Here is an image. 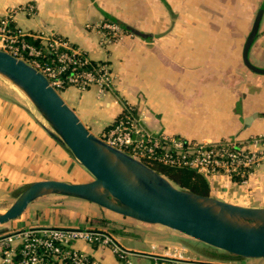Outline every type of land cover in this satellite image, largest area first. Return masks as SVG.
Returning a JSON list of instances; mask_svg holds the SVG:
<instances>
[{
	"label": "crops",
	"instance_id": "1",
	"mask_svg": "<svg viewBox=\"0 0 264 264\" xmlns=\"http://www.w3.org/2000/svg\"><path fill=\"white\" fill-rule=\"evenodd\" d=\"M262 4L264 0H0V17L6 9L18 8L13 26L22 33L41 42L57 35L89 59L106 63L112 83L103 93L95 86L80 90L73 85L59 92L94 135L108 130L127 106L153 135L212 144L264 133V74L250 71L241 58ZM105 16L144 35L117 28L110 40L100 28ZM248 57L264 67V12ZM8 88L0 89V211L31 181H89L91 174L50 135L39 113ZM263 166L244 182L225 175L208 179L209 194L243 206H264ZM51 196L56 194L36 198L18 218L0 224V234L27 226L100 229L102 222L111 229L110 223L118 221L132 226L129 232L137 239L127 231H106L131 252L132 264H264V258L219 256L221 251L178 231L79 198ZM73 246L90 261L125 264L109 245L77 241Z\"/></svg>",
	"mask_w": 264,
	"mask_h": 264
},
{
	"label": "water",
	"instance_id": "2",
	"mask_svg": "<svg viewBox=\"0 0 264 264\" xmlns=\"http://www.w3.org/2000/svg\"><path fill=\"white\" fill-rule=\"evenodd\" d=\"M264 5L256 11L241 58L252 72L248 52L258 35ZM121 26L138 35L137 29ZM0 76L20 89L47 123L50 135L91 174L85 182L31 181L0 211V224L18 218L36 198L57 194L94 203L112 213L178 231L234 259L264 258V206H243L178 187L143 161L117 149L82 123L47 78L25 60L0 49Z\"/></svg>",
	"mask_w": 264,
	"mask_h": 264
},
{
	"label": "built area",
	"instance_id": "3",
	"mask_svg": "<svg viewBox=\"0 0 264 264\" xmlns=\"http://www.w3.org/2000/svg\"><path fill=\"white\" fill-rule=\"evenodd\" d=\"M18 11V8L6 9L0 17V49L35 67L57 92L67 85L80 90L95 86L98 93L109 88L112 79L106 63L78 70L77 67L87 59L78 57L79 50L70 47L68 41L47 37L43 45L52 53L55 63L40 61L38 57L42 50L24 40L25 34L20 30L8 27ZM100 28L115 32L118 27L102 23ZM99 137L146 164L156 161L169 166L188 167L203 174L207 180L225 175L244 182L255 168L264 163V133L239 142L226 139L208 144L180 136L153 135L128 114ZM77 241L109 245L119 260L132 264L129 259L131 252L108 233L90 227L50 226H27L0 234V264H53L55 261L99 264L90 261L85 253L73 246ZM154 264H164V261H155Z\"/></svg>",
	"mask_w": 264,
	"mask_h": 264
},
{
	"label": "trees",
	"instance_id": "4",
	"mask_svg": "<svg viewBox=\"0 0 264 264\" xmlns=\"http://www.w3.org/2000/svg\"><path fill=\"white\" fill-rule=\"evenodd\" d=\"M102 23L113 24V25L117 26L120 30H121V28H124L121 26L119 20H117L116 18L111 17V16H105ZM8 27H10L11 29L15 28L13 26V21L10 22ZM102 31L105 33V35L110 40L115 39L117 36V33H115L112 30H109L107 28H103ZM52 37L63 40L62 38L58 37L57 35H53ZM23 38H24V40H26L30 44H32L35 47L42 50L41 56L38 57V59L40 61H47L50 63H55L52 53L46 51L45 45H43V42H41L36 36H32L30 34H25V35H23ZM69 45H70V47L77 49L75 45L70 44V43H69ZM79 52L80 53L78 54V57L87 59L86 63L77 67V69L80 71L85 70V69H91L94 66H98V65L104 63L103 61H100V60L89 59L83 51L79 50ZM128 114H131V110L126 106L124 111H122V113L108 126L107 129L112 127L120 119L127 117ZM148 164L153 169H155L159 173L166 176L170 181H172V183H174V185H176L178 187L185 188V189H188V190H191L193 192L203 194V195L209 194V184H208L207 179L205 178V176L203 174L195 171L194 169L184 167V166H169V165L163 164L161 162H156V161L148 162ZM236 180H239V179L236 178ZM106 226H107V224L102 222L100 227H102L104 230H102V228L96 229V230H100V231L105 232V233H107L106 230L112 231V229H108ZM92 229H94V228H92ZM220 255L223 257L232 256L231 254H228L225 252H221L219 254V256Z\"/></svg>",
	"mask_w": 264,
	"mask_h": 264
},
{
	"label": "rangeland",
	"instance_id": "5",
	"mask_svg": "<svg viewBox=\"0 0 264 264\" xmlns=\"http://www.w3.org/2000/svg\"><path fill=\"white\" fill-rule=\"evenodd\" d=\"M237 26H239V25H236V29H237ZM0 79H1V81L3 82V87H0V89H6V87H9L8 89H12L13 90V92L14 93H16L19 97H20V99H23L24 101H26L27 102V104L28 105H30L31 106V109H33L34 111H35V113H38L35 109H34V107H33V105H32V103L29 101V99L24 95V93L20 90V89H18L16 86H14L12 83H10L8 80H6L5 78H3V77H1L0 76ZM5 95H8V96H11V97H13V98H19L18 96H16V95H12L11 93H5ZM142 124H143V126H145L146 127V122H148V121H146V120H142ZM147 128V127H146ZM264 165V164H263ZM263 165H261V166H259V167H257V168H255L254 169V171H253V173L254 172H256V171H258V170H260L259 168H261ZM264 167V166H263ZM21 188V187H20ZM51 197H60V196H58L57 194H56V196H51ZM46 211H50L49 209H46V210H44V212H46ZM52 211H55V210H53L52 209ZM60 211H62L63 212V210H60ZM61 214V213H60ZM121 221H126V220H121ZM124 222H118V221H114V222H111L110 223V226L112 227V228H114L116 231H120L121 233H124V231H127V232H132V226H129V225H126V223L125 224H123ZM111 228V229H112ZM113 230V229H112ZM130 232H129V234H130ZM131 235V237L132 238H135V239H137V235H135V234H130ZM136 236V237H135Z\"/></svg>",
	"mask_w": 264,
	"mask_h": 264
},
{
	"label": "bare ground",
	"instance_id": "6",
	"mask_svg": "<svg viewBox=\"0 0 264 264\" xmlns=\"http://www.w3.org/2000/svg\"><path fill=\"white\" fill-rule=\"evenodd\" d=\"M25 95V94H24ZM26 96V95H25ZM27 97V96H26ZM28 98V97H27ZM42 122V121H41Z\"/></svg>",
	"mask_w": 264,
	"mask_h": 264
}]
</instances>
